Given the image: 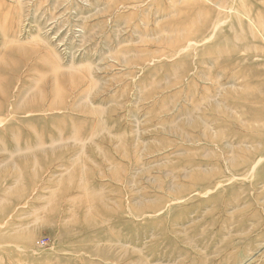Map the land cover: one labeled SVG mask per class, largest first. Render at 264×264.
<instances>
[{"label": "rangeland", "instance_id": "obj_1", "mask_svg": "<svg viewBox=\"0 0 264 264\" xmlns=\"http://www.w3.org/2000/svg\"><path fill=\"white\" fill-rule=\"evenodd\" d=\"M258 158L264 0H0V264H264Z\"/></svg>", "mask_w": 264, "mask_h": 264}, {"label": "bare ground", "instance_id": "obj_2", "mask_svg": "<svg viewBox=\"0 0 264 264\" xmlns=\"http://www.w3.org/2000/svg\"><path fill=\"white\" fill-rule=\"evenodd\" d=\"M226 22V21H225ZM220 25V24H219ZM217 26V25H216ZM219 27V26H218ZM217 29V27L215 28ZM215 31L212 33L211 37H209L207 40L210 41V39L212 38V36L214 35ZM206 42V41H205ZM190 44V43H189ZM241 53V52H240ZM243 53V52H242ZM178 54V53H177ZM244 145V144H243ZM218 161V160H217ZM261 162H264V158H258V160H256V162L253 164L252 168L253 170L255 169V167H257ZM227 184V183H226ZM207 191V190H206ZM210 191V190H209ZM209 191H207L209 193ZM211 193V192H210ZM203 197V196H202ZM168 204V203H167ZM7 220V219H6ZM8 247V246H7ZM13 247V246H12ZM246 261V260H245Z\"/></svg>", "mask_w": 264, "mask_h": 264}]
</instances>
